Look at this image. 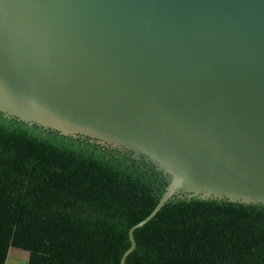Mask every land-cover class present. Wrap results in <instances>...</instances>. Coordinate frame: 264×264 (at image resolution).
<instances>
[{
    "label": "water",
    "instance_id": "water-1",
    "mask_svg": "<svg viewBox=\"0 0 264 264\" xmlns=\"http://www.w3.org/2000/svg\"><path fill=\"white\" fill-rule=\"evenodd\" d=\"M0 113L165 178L120 264L175 199L264 205V0H0Z\"/></svg>",
    "mask_w": 264,
    "mask_h": 264
},
{
    "label": "trees",
    "instance_id": "trees-1",
    "mask_svg": "<svg viewBox=\"0 0 264 264\" xmlns=\"http://www.w3.org/2000/svg\"><path fill=\"white\" fill-rule=\"evenodd\" d=\"M167 181L129 152L0 113V264H120ZM125 264H264V205L175 199L133 232Z\"/></svg>",
    "mask_w": 264,
    "mask_h": 264
},
{
    "label": "rangeland",
    "instance_id": "rangeland-1",
    "mask_svg": "<svg viewBox=\"0 0 264 264\" xmlns=\"http://www.w3.org/2000/svg\"><path fill=\"white\" fill-rule=\"evenodd\" d=\"M13 256L15 260L17 261V264H21L23 260L25 259V255L20 252L13 253Z\"/></svg>",
    "mask_w": 264,
    "mask_h": 264
},
{
    "label": "crops",
    "instance_id": "crops-1",
    "mask_svg": "<svg viewBox=\"0 0 264 264\" xmlns=\"http://www.w3.org/2000/svg\"><path fill=\"white\" fill-rule=\"evenodd\" d=\"M14 260H15V258H14Z\"/></svg>",
    "mask_w": 264,
    "mask_h": 264
}]
</instances>
